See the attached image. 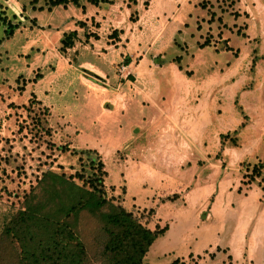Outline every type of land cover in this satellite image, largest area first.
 Returning <instances> with one entry per match:
<instances>
[{
    "label": "rangeland",
    "instance_id": "374dc122",
    "mask_svg": "<svg viewBox=\"0 0 264 264\" xmlns=\"http://www.w3.org/2000/svg\"><path fill=\"white\" fill-rule=\"evenodd\" d=\"M61 144L167 226L144 264H264V0H0V232Z\"/></svg>",
    "mask_w": 264,
    "mask_h": 264
},
{
    "label": "trees",
    "instance_id": "16d2710c",
    "mask_svg": "<svg viewBox=\"0 0 264 264\" xmlns=\"http://www.w3.org/2000/svg\"><path fill=\"white\" fill-rule=\"evenodd\" d=\"M69 2L77 5L79 0H51L52 5ZM13 31L14 25L8 23L6 35ZM77 38L76 30L64 33L63 49L72 47ZM232 140L235 144V137ZM57 148L77 154L82 167L72 174L43 171L35 188L24 196L22 207L3 224L0 264H144L150 247L167 226L151 229L107 194L105 163L95 149H70L67 144ZM263 167L262 161L254 163L243 183L250 185L257 176L264 180Z\"/></svg>",
    "mask_w": 264,
    "mask_h": 264
},
{
    "label": "crops",
    "instance_id": "0c3cea01",
    "mask_svg": "<svg viewBox=\"0 0 264 264\" xmlns=\"http://www.w3.org/2000/svg\"><path fill=\"white\" fill-rule=\"evenodd\" d=\"M226 179H228L227 178V176H226ZM250 186L252 187V185L250 184ZM251 187L250 188H248L247 189V191L246 192H249L250 191V189H251ZM253 189H254V187H253ZM252 190V189H251ZM262 193H263V190H262ZM244 194V193H243ZM245 195V194H244ZM232 196H234V195H232ZM261 196H262V194H261ZM242 197V196H241ZM244 197V196H243ZM242 200H244L245 201V198L244 199H242ZM252 203L253 202H243V203H241L240 205H252ZM226 205H232V202H226ZM260 205V204H259Z\"/></svg>",
    "mask_w": 264,
    "mask_h": 264
}]
</instances>
